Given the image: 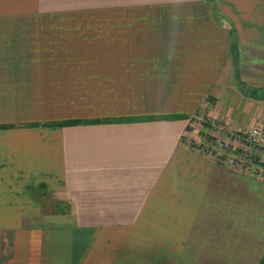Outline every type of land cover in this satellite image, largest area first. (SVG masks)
Wrapping results in <instances>:
<instances>
[{
    "label": "crops",
    "instance_id": "obj_1",
    "mask_svg": "<svg viewBox=\"0 0 264 264\" xmlns=\"http://www.w3.org/2000/svg\"><path fill=\"white\" fill-rule=\"evenodd\" d=\"M239 78L264 0H0V264H264V176L191 143L264 124Z\"/></svg>",
    "mask_w": 264,
    "mask_h": 264
},
{
    "label": "rangeland",
    "instance_id": "obj_2",
    "mask_svg": "<svg viewBox=\"0 0 264 264\" xmlns=\"http://www.w3.org/2000/svg\"><path fill=\"white\" fill-rule=\"evenodd\" d=\"M239 86L242 92L247 93L248 90L250 94L254 93V95L256 96H258L257 91L259 90L261 92V97L264 98V87L259 88V86L256 87L249 85L246 82L242 81L240 78ZM193 119L195 121L192 120V124H194L195 127L194 125H191L190 129H195V135L197 137L196 139H191L192 145L199 147V149L207 152L208 154H211L213 150H220L223 154H227L229 151H232L233 153L242 156L245 160H252L256 165H264V151L260 147L248 143H243L240 145L238 150H236L237 144L235 143L233 147V136L227 128L216 127L215 125L217 124L212 125L210 123V119L203 114L200 116L198 115V117H193Z\"/></svg>",
    "mask_w": 264,
    "mask_h": 264
},
{
    "label": "built area",
    "instance_id": "obj_3",
    "mask_svg": "<svg viewBox=\"0 0 264 264\" xmlns=\"http://www.w3.org/2000/svg\"><path fill=\"white\" fill-rule=\"evenodd\" d=\"M230 133L233 136V147L235 143L237 144L236 150H238L241 144L248 143L258 146L264 151V124L254 125L245 131H230ZM220 153L221 152L212 151L210 155L233 168L240 170H252L258 174V176H264V172L258 166H251V164H249L242 156L229 151L221 157L223 153Z\"/></svg>",
    "mask_w": 264,
    "mask_h": 264
},
{
    "label": "trees",
    "instance_id": "obj_4",
    "mask_svg": "<svg viewBox=\"0 0 264 264\" xmlns=\"http://www.w3.org/2000/svg\"><path fill=\"white\" fill-rule=\"evenodd\" d=\"M231 34H232V52H231V56H232V60L235 64V69L237 70V64H238V44H237V38H236V32L231 28ZM64 123H69V124H73V123H78L77 121H68V122H64Z\"/></svg>",
    "mask_w": 264,
    "mask_h": 264
}]
</instances>
